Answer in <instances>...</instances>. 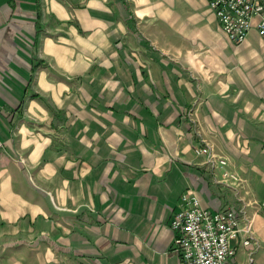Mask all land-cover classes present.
<instances>
[{
  "label": "crops",
  "instance_id": "obj_1",
  "mask_svg": "<svg viewBox=\"0 0 264 264\" xmlns=\"http://www.w3.org/2000/svg\"><path fill=\"white\" fill-rule=\"evenodd\" d=\"M0 141V264H179L184 192L264 264V42L206 0H0Z\"/></svg>",
  "mask_w": 264,
  "mask_h": 264
},
{
  "label": "built area",
  "instance_id": "obj_2",
  "mask_svg": "<svg viewBox=\"0 0 264 264\" xmlns=\"http://www.w3.org/2000/svg\"><path fill=\"white\" fill-rule=\"evenodd\" d=\"M206 1L232 43L242 42L251 28L264 42V0ZM2 145L0 141V149ZM194 151L212 156L206 144ZM242 215L243 211L235 208H205L193 194L182 193L170 220V228L175 233L173 248L179 264H234L235 247L231 241L238 233H244L243 245L256 240L249 221L240 225Z\"/></svg>",
  "mask_w": 264,
  "mask_h": 264
}]
</instances>
